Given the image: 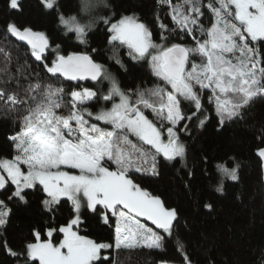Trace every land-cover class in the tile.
Listing matches in <instances>:
<instances>
[{
  "label": "snow or ice",
  "instance_id": "obj_1",
  "mask_svg": "<svg viewBox=\"0 0 264 264\" xmlns=\"http://www.w3.org/2000/svg\"><path fill=\"white\" fill-rule=\"evenodd\" d=\"M42 2L45 8L53 9L57 0ZM97 4L98 0H80L81 11L89 17L87 22L59 15L60 25L74 31L80 44L88 45V31L102 20L113 53L108 59L128 72L117 55L119 49L126 48L130 61L148 64L158 81L153 87L122 90L105 64L95 59L99 56L103 60L108 47L54 55L49 61L44 55L49 47L45 33L21 28L14 21L6 25L8 33L26 41L36 61H47L43 67L52 80L64 77L109 84L107 93L82 88L68 94L53 83L37 82L26 90L33 93L27 100L0 89V100L6 96L12 105H29L19 130L9 136L14 155L0 158V170L6 173L0 174V189L10 182L15 190L9 200L15 197L26 202L24 190L40 186L46 210L67 198L75 213V218L59 227L63 239L58 243L43 239L37 229H33L34 240L25 244L23 252H15L5 243L9 255L18 261L24 258L22 264L35 260L39 264H95L102 249L162 248L165 235H172L177 212L135 183L132 175L158 174V157L166 161L185 157L186 145L179 133L189 129L178 126L204 110L201 94L205 89H210L208 99L214 102L221 125L240 116L255 98L264 96V47L257 46L264 44V0H208L207 4L203 0H179L175 4L158 0L170 8L172 23L192 38L190 45H168L163 34L167 25L163 23L161 42H154L153 33L136 14L113 21L94 14ZM10 7L17 9L18 0H10ZM205 8L210 12L207 26L202 20ZM53 52H59V46ZM100 101L111 106L96 112L87 107ZM65 109L67 114H61ZM206 118L200 119L198 126ZM258 156L264 161V148L258 149ZM238 167L216 165L222 176L233 181L238 180ZM216 190H223L222 181ZM84 206L104 224L115 218L112 243L97 242L73 230L81 223ZM9 214L10 209L0 200V225L7 222ZM56 231L49 228L46 234L53 237ZM178 247L182 250L179 242ZM109 259L105 257L104 264ZM185 264H190L186 256Z\"/></svg>",
  "mask_w": 264,
  "mask_h": 264
},
{
  "label": "trees",
  "instance_id": "obj_2",
  "mask_svg": "<svg viewBox=\"0 0 264 264\" xmlns=\"http://www.w3.org/2000/svg\"><path fill=\"white\" fill-rule=\"evenodd\" d=\"M178 2L172 0L173 4ZM207 2L203 0L204 4ZM95 12L113 21L122 15L136 14L149 27L155 42H161L160 24L163 23L167 25L163 34L168 45L193 43L190 36L172 23L170 8L158 4V0H107V6L98 4ZM204 12L202 20L207 26L210 12L206 8ZM72 14H80V0H57L53 9L45 8L42 0H18L17 9L10 7V0H0V89L7 94H17L20 100H27L33 94L26 90L37 82L53 83L68 94L82 88L107 93V81L98 85L90 81L52 80L51 74H47L43 67L47 61H36L30 47L19 43L6 31L7 22L14 21L21 28L30 27L45 33L49 38V48L44 55L49 61L54 55L90 53L92 48L108 47L107 28L101 20L88 31L89 44H80L75 33L59 23V15L68 17ZM57 46L59 52H53ZM257 46L264 47V44ZM112 55L108 47L103 60L99 56L95 59L105 64L122 90L137 86L151 88L158 83L148 64L130 61L125 48L119 49L117 55L128 66V72L114 59H108ZM210 94L205 89L201 94L204 110L178 126L182 129L187 125L189 129L187 133H179L180 140L186 145L185 157H176L172 161L158 157V174L134 173L131 177L152 195L160 197L166 208L176 210L172 235H165L160 249H122L118 252L102 249L101 259L95 264H104L105 257H110L107 264H185V256L192 264H264V188L261 164L257 158L258 149L264 147V96L255 98L240 116L221 125L215 104L208 99ZM28 106L27 103L12 105L6 101V96L0 100V158L11 159L14 155L9 136L19 130L20 120ZM110 106L103 101L87 105L93 112ZM187 107L185 105V110ZM61 114L66 115L67 110ZM146 114L153 118L150 111ZM204 117H207L204 124L198 126V121ZM221 163L229 169L238 165V180L222 176L216 168ZM221 181L223 190L218 192L216 189ZM14 190L15 186L10 182L0 189V200L10 209L7 222L0 225V264H22L24 259L21 257L18 261L9 255L5 243L15 252H23L25 244L34 240L33 229L39 230L43 239L51 238L53 243H57L63 235L58 232L59 227L75 214L67 198H61L57 206L46 210L42 204L45 194L40 186L24 190L26 202L15 197L9 200ZM205 204L211 207L205 208ZM80 219L79 232L97 242H113L115 218L104 224L89 210L82 209ZM146 223L154 227L151 222ZM49 228L57 229L53 237L46 234ZM31 264H38V260Z\"/></svg>",
  "mask_w": 264,
  "mask_h": 264
},
{
  "label": "rangeland",
  "instance_id": "obj_3",
  "mask_svg": "<svg viewBox=\"0 0 264 264\" xmlns=\"http://www.w3.org/2000/svg\"><path fill=\"white\" fill-rule=\"evenodd\" d=\"M97 6H98V4H97ZM95 10H97V7L95 8ZM95 10H94V14H95V15H98V14L95 12ZM70 16H75V17L77 18V20H78L80 23H86L87 20H88V18H89V17H88V14L85 13V12H82L81 9H80V14H76V15H75V14H72V15H70ZM98 16H101V15H98ZM102 16H103V17H106L105 15H102ZM68 17H69V16H68ZM66 18H67V17H66ZM119 19H120V18H119ZM98 20H99V19H98ZM98 20H97V21H98ZM117 20H118V19H117ZM97 21H96V23H98ZM101 21H102V20H101ZM66 30H68V29H66ZM68 31H70V30H68ZM73 32H74V31H73ZM154 42H155V41H154ZM157 43H160V42H157ZM125 50H126V48H125ZM126 53H127V50H126ZM118 58H120V57L118 56ZM108 87H109V86H108ZM208 90L210 91V89H208ZM210 93H211V92H210ZM99 110H100V109H99ZM230 169H232V168H230ZM0 174H4V175H6V173H3L2 170H0ZM226 177H227V176H226ZM227 178L230 180L229 177H227ZM82 209H87V208H86V206H84V207L81 208V211H82ZM87 210H88V209H87ZM72 218H75V214H74V216H73ZM72 218H71V219H72ZM69 220H70V219H69ZM69 220H67V222H68ZM64 225H65V224H64ZM78 226H79V225L74 226L73 230H78ZM79 234H80V235H83V236H86L85 234H83V233H81V232H79ZM87 237H88V236H87ZM88 238L92 239L91 237H88ZM48 239H51V238H48ZM61 239H63V235H62V237L60 238V240H61ZM51 240H52V239H51ZM60 240H59V241H60ZM59 241H58V242H59ZM58 242H57V243H58ZM38 264H39V261H38ZM157 264H176V263H171V262H168V263H167V262H160V263H157ZM179 264H180V263H179ZM190 264H192V263H190Z\"/></svg>",
  "mask_w": 264,
  "mask_h": 264
},
{
  "label": "water",
  "instance_id": "obj_4",
  "mask_svg": "<svg viewBox=\"0 0 264 264\" xmlns=\"http://www.w3.org/2000/svg\"><path fill=\"white\" fill-rule=\"evenodd\" d=\"M12 36V35H11ZM15 40H17L19 43H22V44H24V45H26V46H28L27 45V43H26V41H21V40H19L18 38H16L15 36H12ZM28 47H30V46H28ZM49 48V47H48ZM47 48V49H48ZM46 49V50H47ZM46 50H45V52H46ZM45 54V53H44ZM60 55H63V54H60ZM60 78H62V79H65V80H67V81H70V82H72L73 80H68L67 78H64V77H60ZM83 81H90V82H94V81H91L90 79H85V80H76L75 82H83ZM262 148H264V147H262ZM257 158H259V160H260V169H261V172H262V174H261V180H262V182H263V188H264V167H262V165H264V161H262L261 160V158L258 156V152H257ZM263 191H264V189H263Z\"/></svg>",
  "mask_w": 264,
  "mask_h": 264
},
{
  "label": "clouds",
  "instance_id": "obj_5",
  "mask_svg": "<svg viewBox=\"0 0 264 264\" xmlns=\"http://www.w3.org/2000/svg\"><path fill=\"white\" fill-rule=\"evenodd\" d=\"M100 6H107V0H98Z\"/></svg>",
  "mask_w": 264,
  "mask_h": 264
}]
</instances>
